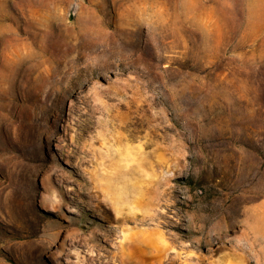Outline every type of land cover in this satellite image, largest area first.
Returning <instances> with one entry per match:
<instances>
[{"label": "rangeland", "instance_id": "obj_1", "mask_svg": "<svg viewBox=\"0 0 264 264\" xmlns=\"http://www.w3.org/2000/svg\"><path fill=\"white\" fill-rule=\"evenodd\" d=\"M0 264H264V0H0Z\"/></svg>", "mask_w": 264, "mask_h": 264}, {"label": "bare ground", "instance_id": "obj_2", "mask_svg": "<svg viewBox=\"0 0 264 264\" xmlns=\"http://www.w3.org/2000/svg\"><path fill=\"white\" fill-rule=\"evenodd\" d=\"M76 68V67H75ZM78 68V67H77Z\"/></svg>", "mask_w": 264, "mask_h": 264}]
</instances>
